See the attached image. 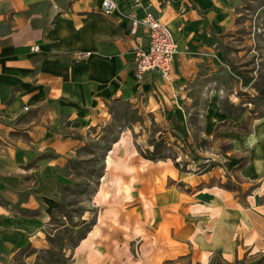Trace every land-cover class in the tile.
Segmentation results:
<instances>
[{
    "label": "crops",
    "instance_id": "1",
    "mask_svg": "<svg viewBox=\"0 0 264 264\" xmlns=\"http://www.w3.org/2000/svg\"><path fill=\"white\" fill-rule=\"evenodd\" d=\"M114 1L103 16L101 0H0V264H237L264 255V112L248 118L236 103L231 113L212 86L243 0ZM148 11L176 51L166 77L137 79L133 48L146 38L130 33L129 14ZM112 102L152 113L190 155L208 143L230 179L145 158L121 134L103 154L95 224L58 255L56 208L45 200L61 202L73 186L67 165L100 139Z\"/></svg>",
    "mask_w": 264,
    "mask_h": 264
},
{
    "label": "rangeland",
    "instance_id": "2",
    "mask_svg": "<svg viewBox=\"0 0 264 264\" xmlns=\"http://www.w3.org/2000/svg\"><path fill=\"white\" fill-rule=\"evenodd\" d=\"M222 52L225 57L222 72L212 82V86L220 91L222 107L237 113L239 105V108L248 109V118L260 115L264 112V0L241 1L234 26L223 37ZM236 103L238 105L234 108ZM110 114V123L100 139L82 147L78 155L82 158H73L67 165L68 173L74 179L73 186L64 188L63 205L52 211L51 216L53 228H56L54 232L51 230V251L58 255L62 248L72 246L95 224L100 207L95 206L93 199L101 186L99 176L103 154L121 134L136 138L144 157L169 156L180 170L192 173L204 171L207 167L218 168L219 179H230L225 157L213 152L208 143H197V155H190L187 144L178 140L177 134H163L165 131L154 122L152 113H139L128 102H112ZM248 124L246 119L245 128ZM135 131H138L137 135ZM155 147L157 152L152 156ZM237 264H264V255L246 256Z\"/></svg>",
    "mask_w": 264,
    "mask_h": 264
},
{
    "label": "built area",
    "instance_id": "3",
    "mask_svg": "<svg viewBox=\"0 0 264 264\" xmlns=\"http://www.w3.org/2000/svg\"><path fill=\"white\" fill-rule=\"evenodd\" d=\"M137 5L138 1H135L133 6ZM115 8L116 3L114 0H101L98 13L106 16L112 13ZM129 18L130 33L135 35L141 29L146 38L145 44L139 43L133 48L132 65L135 76L137 79H141L146 72H157L166 77L169 74L176 51L175 41L170 30L149 11L142 17H138L134 12H131ZM31 50L36 51L37 46L32 45ZM88 55L89 52H79L77 58L84 59ZM196 169H199V167H196Z\"/></svg>",
    "mask_w": 264,
    "mask_h": 264
},
{
    "label": "trees",
    "instance_id": "4",
    "mask_svg": "<svg viewBox=\"0 0 264 264\" xmlns=\"http://www.w3.org/2000/svg\"><path fill=\"white\" fill-rule=\"evenodd\" d=\"M156 150H157V147H155L153 149L152 154H150V155L153 156L157 152ZM167 157H169V156H161V158H158V159L167 158ZM145 158L152 159V160L157 159V158H154V157H145ZM45 201H46V203L48 205V209H47L48 212H50L52 208L58 209L59 207H61L63 205L61 202H56V201H53L51 199H46ZM84 235L80 236L72 246L76 245V243L78 242V240H80L81 238H83Z\"/></svg>",
    "mask_w": 264,
    "mask_h": 264
}]
</instances>
